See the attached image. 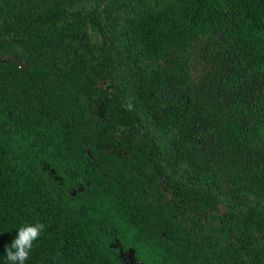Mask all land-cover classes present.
Segmentation results:
<instances>
[{
	"label": "trees",
	"instance_id": "obj_1",
	"mask_svg": "<svg viewBox=\"0 0 264 264\" xmlns=\"http://www.w3.org/2000/svg\"><path fill=\"white\" fill-rule=\"evenodd\" d=\"M0 59V264H264V0H0Z\"/></svg>",
	"mask_w": 264,
	"mask_h": 264
},
{
	"label": "clouds",
	"instance_id": "obj_2",
	"mask_svg": "<svg viewBox=\"0 0 264 264\" xmlns=\"http://www.w3.org/2000/svg\"><path fill=\"white\" fill-rule=\"evenodd\" d=\"M44 227L42 223L19 227L17 237L13 240L10 247L6 249V259L9 264H25L34 242L39 239Z\"/></svg>",
	"mask_w": 264,
	"mask_h": 264
},
{
	"label": "water",
	"instance_id": "obj_3",
	"mask_svg": "<svg viewBox=\"0 0 264 264\" xmlns=\"http://www.w3.org/2000/svg\"><path fill=\"white\" fill-rule=\"evenodd\" d=\"M8 58H10V57H8ZM6 60H7V59H0V61H1L2 63H5Z\"/></svg>",
	"mask_w": 264,
	"mask_h": 264
}]
</instances>
